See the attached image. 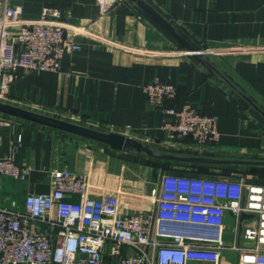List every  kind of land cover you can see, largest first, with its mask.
<instances>
[{
	"label": "crops",
	"instance_id": "obj_1",
	"mask_svg": "<svg viewBox=\"0 0 264 264\" xmlns=\"http://www.w3.org/2000/svg\"><path fill=\"white\" fill-rule=\"evenodd\" d=\"M140 2L101 13L95 0H9L27 19L43 7L58 9L68 31H78L81 48L65 54L57 72L18 71L2 102L122 134L130 144L115 151L9 117L0 128V157L28 172L22 181L0 179V205L23 209L30 192H49L52 169L68 168L85 176L91 196L115 195L120 210L133 214L150 208L162 172L175 165L214 166L244 181L236 178L239 168L264 161V0ZM155 78L177 90L164 108L189 104L217 118L218 142L206 156L196 158L201 152L193 144L162 129L169 117L152 108L143 91ZM186 149L195 155H181Z\"/></svg>",
	"mask_w": 264,
	"mask_h": 264
},
{
	"label": "built area",
	"instance_id": "obj_2",
	"mask_svg": "<svg viewBox=\"0 0 264 264\" xmlns=\"http://www.w3.org/2000/svg\"><path fill=\"white\" fill-rule=\"evenodd\" d=\"M95 2L106 13L135 1ZM0 9L2 102L18 71L57 72L63 56L81 46L75 40L78 31H68L56 8L43 7L35 19L24 18L9 0H0ZM143 91L149 105L169 117H163L162 129L170 139L188 140L201 153L218 142L215 116L189 104L164 108L177 95L170 82L155 78ZM8 118L0 114V128ZM173 170L162 172L148 210L124 214L117 196H91L83 174L52 169L49 192H30L23 209L0 205V264H229L223 257L226 251L236 255L237 264H264V186L215 172L194 175L192 166ZM27 172L0 157V179L22 181ZM73 195L79 196L78 202L67 199ZM227 214L234 219L233 240L228 242ZM242 214L250 217L241 219Z\"/></svg>",
	"mask_w": 264,
	"mask_h": 264
},
{
	"label": "water",
	"instance_id": "obj_3",
	"mask_svg": "<svg viewBox=\"0 0 264 264\" xmlns=\"http://www.w3.org/2000/svg\"><path fill=\"white\" fill-rule=\"evenodd\" d=\"M134 1L137 4L141 3L139 0H134ZM0 114L8 117H15L18 119H22L58 132L70 134L100 144H104L108 146L110 149L115 151H124L130 144L129 140L122 134L97 130L87 126L62 120L53 116L22 109L4 102H0ZM174 159L177 161L183 160L180 158H174ZM189 161L197 162L200 160L191 159ZM245 164L264 167V161L245 162ZM249 217L250 216H246L244 214L241 215V219L249 218ZM237 263H238V258L236 259L235 264Z\"/></svg>",
	"mask_w": 264,
	"mask_h": 264
},
{
	"label": "rangeland",
	"instance_id": "obj_4",
	"mask_svg": "<svg viewBox=\"0 0 264 264\" xmlns=\"http://www.w3.org/2000/svg\"><path fill=\"white\" fill-rule=\"evenodd\" d=\"M184 153V154H182ZM181 155H187V154H193L190 150H182L180 152ZM201 156H206V153H199V155H195V157L197 158H201ZM198 166H200L199 164H196ZM175 166H178V167H181V166H186V167H190V166H193V164H188V165H184V164H178V165H175ZM202 167L200 168L202 173L203 174H206V175H211L212 172H215L217 174H219V172H217V170L219 169L218 167H214V166H203L201 165ZM208 170V171H207ZM246 171V172H245ZM237 177L236 178H240V179H243L244 182H246L247 184H253V185H264V171H259V170H255L254 172H250L249 169H245V168H239V170L237 171ZM221 175H224L222 173H220ZM199 175H202V174H199ZM225 222H226V225L228 227V229L226 230L225 232V240L228 242V241H232L233 240V232L231 230L232 226L234 225V219H233V216L231 214H227L226 216V219H225ZM223 257H224V260L226 262H228L229 264H235L236 263V255L232 252H223Z\"/></svg>",
	"mask_w": 264,
	"mask_h": 264
},
{
	"label": "trees",
	"instance_id": "obj_5",
	"mask_svg": "<svg viewBox=\"0 0 264 264\" xmlns=\"http://www.w3.org/2000/svg\"><path fill=\"white\" fill-rule=\"evenodd\" d=\"M202 166H198L196 164H193L192 168H194V175H199L201 174V168ZM247 169L250 170V172H254L255 170H259V171H264V167L261 166H249L247 167ZM201 171V172H200ZM246 172V171H245ZM257 185V184H256ZM260 186H264V185H260Z\"/></svg>",
	"mask_w": 264,
	"mask_h": 264
}]
</instances>
